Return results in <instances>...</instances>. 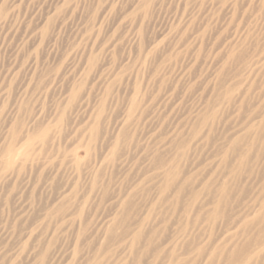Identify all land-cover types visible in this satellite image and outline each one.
Wrapping results in <instances>:
<instances>
[{
    "label": "rangeland",
    "instance_id": "obj_1",
    "mask_svg": "<svg viewBox=\"0 0 264 264\" xmlns=\"http://www.w3.org/2000/svg\"><path fill=\"white\" fill-rule=\"evenodd\" d=\"M263 115L264 0H0V264H264Z\"/></svg>",
    "mask_w": 264,
    "mask_h": 264
},
{
    "label": "bare ground",
    "instance_id": "obj_2",
    "mask_svg": "<svg viewBox=\"0 0 264 264\" xmlns=\"http://www.w3.org/2000/svg\"><path fill=\"white\" fill-rule=\"evenodd\" d=\"M137 106L138 105L135 101L130 103L126 119H130L134 115V113L137 109ZM260 122L264 125V115L262 116V119ZM160 164L163 166V168L166 167V169H164L165 183H163V185L160 187V194L162 196L173 187V185L177 181L178 174L176 172L177 167H176L175 163H173V162L168 163L165 160H161ZM184 189H186V188H184L183 184L177 185L176 192L174 194L176 200L181 199V196L184 194V191H185ZM230 194H231V191H229L227 187L220 189L221 200L218 201V204L215 206L213 212H211L210 217H209L210 221L213 222L217 218L220 217V213H219L218 209H220L221 203L225 202ZM191 197H193V199L191 200L193 202L197 198V195L191 194ZM174 203H175V201H174ZM140 238H141V232L139 231V233H137L133 236V245L138 243ZM197 250H198L199 255L204 254V252L201 248H198ZM220 253H221V251L212 252V255L209 258L210 260L208 261L207 264H213V262L215 261L217 256L221 257ZM256 256L257 255L255 253L249 252L246 247H245V249L236 248L234 251H231L229 254H227V256L225 258L226 259L225 263L226 264H252L251 262L254 261L255 259H257ZM214 257H216V258H214Z\"/></svg>",
    "mask_w": 264,
    "mask_h": 264
}]
</instances>
